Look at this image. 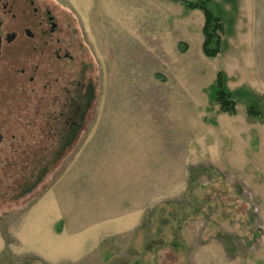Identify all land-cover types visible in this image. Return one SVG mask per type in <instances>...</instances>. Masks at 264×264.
Masks as SVG:
<instances>
[{"label": "rangeland", "instance_id": "rangeland-1", "mask_svg": "<svg viewBox=\"0 0 264 264\" xmlns=\"http://www.w3.org/2000/svg\"><path fill=\"white\" fill-rule=\"evenodd\" d=\"M38 1L74 32L60 70L89 64L93 96L58 163L0 165V264H264V118L246 113H264L259 44H231L255 0H213L214 57L202 12L175 0ZM219 71L245 94L234 115Z\"/></svg>", "mask_w": 264, "mask_h": 264}, {"label": "flooded vegetation", "instance_id": "flooded-vegetation-1", "mask_svg": "<svg viewBox=\"0 0 264 264\" xmlns=\"http://www.w3.org/2000/svg\"><path fill=\"white\" fill-rule=\"evenodd\" d=\"M75 50L74 32L48 3L0 0V165L58 163L85 127L90 65L79 60L70 76L60 70Z\"/></svg>", "mask_w": 264, "mask_h": 264}, {"label": "trees", "instance_id": "trees-1", "mask_svg": "<svg viewBox=\"0 0 264 264\" xmlns=\"http://www.w3.org/2000/svg\"><path fill=\"white\" fill-rule=\"evenodd\" d=\"M182 3L188 10H199L203 14V24L201 28L203 40L201 44L202 53L206 57L216 56L221 49L223 32V24L220 16L216 10L212 7L213 0H175ZM245 94L229 91L225 86L222 79L221 71L216 74L215 87L213 88V98L218 105L219 111L228 115H234L236 105L239 101L243 100ZM246 113L248 116L255 117L262 120L264 113L254 108L253 106L246 107ZM37 172V171H36ZM30 178L34 176L33 171L30 173ZM39 180V178H38ZM30 181V180H29ZM30 187L34 184H29ZM28 185L24 187L23 191H26Z\"/></svg>", "mask_w": 264, "mask_h": 264}, {"label": "crops", "instance_id": "crops-1", "mask_svg": "<svg viewBox=\"0 0 264 264\" xmlns=\"http://www.w3.org/2000/svg\"><path fill=\"white\" fill-rule=\"evenodd\" d=\"M252 3L254 5L249 12L250 15L246 13L247 8H244L245 13L243 14V17L239 18L238 22L232 27L231 36L234 38L231 39V44L237 46L239 43L237 37L243 35L252 37L251 44H254L255 42L259 44V47H257L259 52L258 59L259 66L262 68L261 77L264 85V0H255ZM256 37H258V39H256ZM260 90L264 92V86L263 88H260ZM254 93L258 94L259 92ZM261 95L264 98V95Z\"/></svg>", "mask_w": 264, "mask_h": 264}]
</instances>
